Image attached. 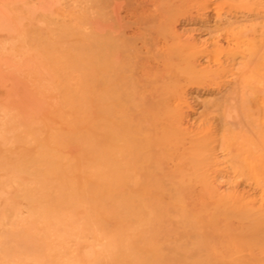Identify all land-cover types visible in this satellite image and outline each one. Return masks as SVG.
Here are the masks:
<instances>
[{"label": "rangeland", "instance_id": "rangeland-1", "mask_svg": "<svg viewBox=\"0 0 264 264\" xmlns=\"http://www.w3.org/2000/svg\"><path fill=\"white\" fill-rule=\"evenodd\" d=\"M263 63L264 0H0V264H264Z\"/></svg>", "mask_w": 264, "mask_h": 264}, {"label": "bare ground", "instance_id": "bare-ground-1", "mask_svg": "<svg viewBox=\"0 0 264 264\" xmlns=\"http://www.w3.org/2000/svg\"><path fill=\"white\" fill-rule=\"evenodd\" d=\"M246 27H247V25H246ZM244 35H245V33H244ZM112 39L113 38H111V45H112ZM122 54H123V52H122ZM216 60H217V58H216ZM262 65L264 66V63ZM214 72H216V71H214ZM243 79H244V82L246 84H249L252 86L254 85L253 89L256 91V94L257 93L259 94V92L264 91V88L261 87V86H263V83H264V82H262V81H264V75L261 76V78H260L261 80L256 79V78H250L248 76H244ZM135 95H136V93H135ZM32 109H34V108H32ZM257 135H258L257 138H254L253 136L242 137L241 138L242 141H241V143L238 144L239 146L236 149V153H237V157H238L241 165L243 166L245 175L249 179L254 180L257 183H263L264 182V119L261 121V124L259 125V129L257 130ZM51 228H53V226ZM99 229H100V227H99ZM89 245H91V244H89Z\"/></svg>", "mask_w": 264, "mask_h": 264}]
</instances>
